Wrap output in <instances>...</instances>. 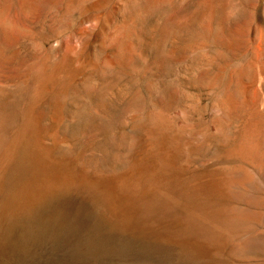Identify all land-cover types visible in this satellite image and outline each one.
Wrapping results in <instances>:
<instances>
[{"label":"rangeland","instance_id":"rangeland-1","mask_svg":"<svg viewBox=\"0 0 264 264\" xmlns=\"http://www.w3.org/2000/svg\"><path fill=\"white\" fill-rule=\"evenodd\" d=\"M121 28L131 36L119 35ZM118 35L137 54L120 71H111L98 56L124 58L113 40ZM38 87L46 92L36 104L31 97ZM223 95L234 99L229 133L237 139L249 112L258 111L264 157V0H0V162L28 107L38 115V134L49 132L41 135L45 145H51V127L57 124L65 140L52 152L48 179L22 172L23 184L20 173L15 178L0 165V264H264V165L257 167L252 184L218 204L235 212L232 226L238 232L221 254L196 247L190 234L178 243L123 229L105 218L103 203L79 183L68 191L59 188L83 173L102 181L104 190L115 184L113 195L124 200V189L142 179L148 165L143 131L133 140L126 136L135 117L152 103L163 106L168 96L176 104L194 105L191 124L210 134L213 109ZM99 102L108 104L104 115L94 111ZM210 140L184 163L188 176L238 165L222 155L218 139ZM94 157L101 158L99 169L92 165ZM170 208L182 212L177 204ZM187 241L194 247L186 249Z\"/></svg>","mask_w":264,"mask_h":264},{"label":"bare ground","instance_id":"bare-ground-1","mask_svg":"<svg viewBox=\"0 0 264 264\" xmlns=\"http://www.w3.org/2000/svg\"><path fill=\"white\" fill-rule=\"evenodd\" d=\"M119 32H120L119 35L123 34L122 36H125V38H128V36H131L132 34V33L130 34L131 31H128V29L126 28H121ZM119 35L116 36V38L113 40H117V37H119ZM121 37H119V39ZM115 43H117L116 44L117 47H120L119 49L122 48L121 51L124 55L123 59L120 58L115 59L114 57L110 58L109 55H105L103 53H99L98 56V59L100 63L103 64L104 68L111 71L117 69L119 70L121 69L120 67L126 66L127 65L126 61H129L128 59H130L132 55L137 54L134 51V49L131 47V45H125L124 43H121L118 40ZM139 56H141V53ZM39 80H41V78ZM35 89H36L35 94H33L34 97L33 96H32L33 98L31 97L33 101H31L30 99L32 103L33 102L36 103V101L40 102L39 100L41 99V96H43L44 93L46 92L45 89H42V87H38ZM240 91L241 93H244L243 92L244 90L242 91V88L240 89ZM45 95H47V93ZM174 102L175 101L173 100L172 97L167 96L163 106H158L152 103L149 106V109L145 113L143 112L144 114L135 117L133 126H131L133 129L132 130L130 129L132 133H130V135L127 134L126 136L127 137L131 136L130 139L133 140V138H138V137H134V133L137 130L140 129L141 131H143L145 137L143 136L141 137H143V139L146 138V144L144 146V150H145L144 156L146 157L148 165L144 168V171L141 167L142 176H143L142 179L137 177L138 180H135L133 182L131 178V181L133 182V183L131 182V185L126 184L127 182L125 183L126 186L128 185L129 187L124 189L123 194L126 195L125 196L126 198L124 200H120L119 199L120 197L115 198V196L117 195L115 190L117 189L115 188L114 190V187L113 188L110 187L115 184L110 186L107 185L109 189L110 188L113 189L114 192L116 193V195L115 194L113 195L112 193L113 190L110 189L111 191H109V189L108 190L102 189L103 187L100 186L103 183L102 181H101L102 183L100 182V184L98 183L99 181L92 182L90 181L91 179L89 180L88 177L83 173L78 174L79 175L77 176L78 179L71 178L72 179L71 184H63L64 183L63 182L62 187L61 186L59 187L60 184L58 183L59 184L58 187L61 188L62 191H66V190L68 191L69 187L75 188L76 186H79L76 185V183H79L80 185H82V187H84V189H86V192L88 190L92 193L90 194V196L92 195L96 197V199L100 200L103 203L104 213H102L101 209L98 210L103 215L105 214L107 216L106 217L104 215L105 218L109 220L112 219L113 222L116 221L114 223L117 224L118 226H121V228L123 229L132 230L136 233L139 234L141 233L140 235L143 236L145 235L147 237H151V235L156 234L158 237L164 238L166 242L167 239L171 238V241H175L178 243L179 240H182L180 237L185 238L187 235L190 234L192 236L191 237L192 241L196 242L195 244L196 247H200V248L202 247L203 249L201 250L203 251L212 250L215 253L221 254V252L230 244V241L236 237V233L238 232L234 228V226H232L234 220L233 216H236V214H233L235 212L231 211V208L224 209L223 206H220L218 204L219 202L226 204V201L228 202L229 200L233 199L235 197V191L237 190V188L239 187L243 188L244 186H245L244 188H246L247 185L251 183L252 180H254V173L257 172V167L262 168V166L264 165L263 163L264 157H262L263 155L259 153L260 142H261L260 140H262L260 136L263 130L260 128L259 126L260 124H258L257 122V114L255 113H257L258 111L257 112L255 111L252 114L250 113L251 111L249 112L250 117H248L246 122H244L245 119L243 120L244 123L242 124V130L239 128L240 127L239 124L238 128L239 130H241V138L237 139L238 137L236 136L233 137V135H231L232 133L231 134L229 133V126L230 124L231 125L233 124L232 121L235 118V112L237 111L234 107V99L232 95H223L217 100V104L213 109L214 114L210 124L212 132L210 134L207 133L209 132L208 130L210 129H208L207 132L197 131L195 130L194 126L191 124L192 116L196 111L195 108L193 107L194 105L192 106L191 104L184 103L185 101L179 104H176ZM29 105L31 106V104ZM107 105L108 104L105 102H99L98 104L95 105L94 108L95 113L97 115H104L107 110L106 107H108ZM31 108L32 106L30 108L28 107V111L24 112L25 120L22 121V124H20V126L17 127L18 130L16 129L17 131L14 134H12L13 137L11 136L12 137L11 141L5 138L6 139L5 144H9L7 140L10 142V144L7 146L8 148L6 150V154L2 155L3 161L0 162V165H5L4 167L11 169L10 172H7L6 169L5 171L7 172L8 175L11 172L13 174H16L15 178L16 176L18 178L22 172L23 174L27 172V174L30 173L34 175L35 172V174L42 173L43 175H46L47 171L50 169L49 167H51L53 163V160L51 159L53 155L52 154L53 150L56 148V146L58 147L60 145L61 147V145H65V140L63 139V137H59L58 135V131H57V127H59L58 124L55 127H51L53 128L51 129L53 130V132L50 138V140L52 139L51 140L52 146L50 144L49 145L44 144L45 135L44 136L41 135L45 134L47 131L46 132L44 131V133L42 131L43 134L41 135L38 134L39 131H37V125H36L38 120L35 121L36 119H38L36 118L37 113H34L36 112L35 109H34L35 111L33 110L34 107L32 109ZM55 113L56 112H54V114ZM34 114H36L35 120H34ZM61 115L62 113L60 112L57 116H61ZM15 120L17 119L15 118ZM39 124L40 123H38V126ZM38 130L41 131V129L39 128ZM47 133L49 134V132ZM8 138L10 139V137ZM125 138H119V139L117 138L116 140L119 142L121 140H124ZM210 138H214V141L215 138L218 139L221 143L220 146L222 145V149H221L222 155L224 157H227L228 159H232L236 161L238 165L231 166L229 169H226L225 167V169L223 168L225 171H221L218 173L210 172L209 174H205V175L193 174L191 176H188L186 173L187 169H185V167L183 166L184 163L188 160L189 156L192 154L193 151L203 147V145L208 140L212 141L210 140ZM133 142L136 141L134 140ZM2 143H4V141H2ZM112 144H115V141H112ZM128 146L131 147V145ZM57 149L58 148H56V151ZM80 157H81L80 159L84 158L82 154ZM2 162L4 163L1 164ZM88 163L89 161H85L84 166H87ZM100 163H102L101 158L95 159L92 165H94L93 167L95 169H99ZM19 173L20 175L18 176L17 174ZM22 175L20 179L23 178ZM26 178H30V176L28 177L27 175ZM39 178H41V176H39ZM24 179L25 178L22 179V182L24 181ZM30 179L28 180L30 181ZM14 180L15 179H13V182L10 180V182L14 183L16 182L17 179L15 181ZM20 181L18 180V183H20ZM104 182L106 183V181ZM24 183L25 182H23V184ZM125 184L124 183L122 184L121 182L122 187L123 185L125 186ZM16 185H18L17 182ZM29 187L30 186H28L27 188L29 189ZM13 188L15 187L13 186ZM29 190L31 191V189ZM19 193L20 191L18 190V195L21 196ZM16 195L17 194L15 193V196ZM21 198H19V200ZM172 204L173 205L177 204L181 208L182 212L176 213L174 209L170 208ZM158 230H162L164 234L160 233L161 236L158 235L157 234ZM166 230L169 232V235L164 232ZM181 244L182 243H180L179 245ZM187 244L188 241L186 244H184L183 242V246L185 247L189 246L186 249H189L192 246L194 247V245L191 246ZM190 244H192V242ZM186 249L184 248V250ZM190 250L188 252H190ZM199 253L200 252H198V254ZM191 254L189 253V257L191 256ZM196 254L197 253H195L194 255ZM201 254L203 253L201 252ZM212 262L210 261L209 263L212 264Z\"/></svg>","mask_w":264,"mask_h":264}]
</instances>
